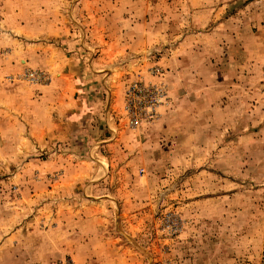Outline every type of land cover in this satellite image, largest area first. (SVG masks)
Wrapping results in <instances>:
<instances>
[{
    "label": "rangeland",
    "instance_id": "obj_1",
    "mask_svg": "<svg viewBox=\"0 0 264 264\" xmlns=\"http://www.w3.org/2000/svg\"><path fill=\"white\" fill-rule=\"evenodd\" d=\"M0 264H264V0H0Z\"/></svg>",
    "mask_w": 264,
    "mask_h": 264
},
{
    "label": "built area",
    "instance_id": "obj_2",
    "mask_svg": "<svg viewBox=\"0 0 264 264\" xmlns=\"http://www.w3.org/2000/svg\"><path fill=\"white\" fill-rule=\"evenodd\" d=\"M156 100L150 87L133 84L126 92L125 112L132 126L153 119L156 115ZM157 101V100H156Z\"/></svg>",
    "mask_w": 264,
    "mask_h": 264
}]
</instances>
